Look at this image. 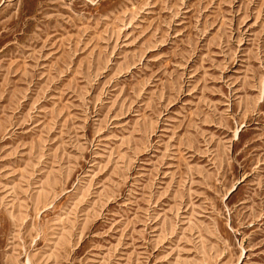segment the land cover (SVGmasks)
Returning a JSON list of instances; mask_svg holds the SVG:
<instances>
[{"label": "rangeland", "instance_id": "374dc122", "mask_svg": "<svg viewBox=\"0 0 264 264\" xmlns=\"http://www.w3.org/2000/svg\"><path fill=\"white\" fill-rule=\"evenodd\" d=\"M0 264H264V0H0Z\"/></svg>", "mask_w": 264, "mask_h": 264}]
</instances>
